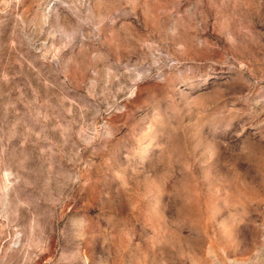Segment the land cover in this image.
<instances>
[{
    "label": "rangeland",
    "instance_id": "rangeland-1",
    "mask_svg": "<svg viewBox=\"0 0 264 264\" xmlns=\"http://www.w3.org/2000/svg\"><path fill=\"white\" fill-rule=\"evenodd\" d=\"M0 264H264V0H0Z\"/></svg>",
    "mask_w": 264,
    "mask_h": 264
}]
</instances>
